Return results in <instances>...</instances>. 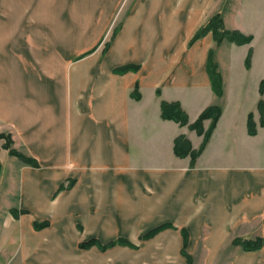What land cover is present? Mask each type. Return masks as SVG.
Returning a JSON list of instances; mask_svg holds the SVG:
<instances>
[{"label": "crops", "instance_id": "1", "mask_svg": "<svg viewBox=\"0 0 264 264\" xmlns=\"http://www.w3.org/2000/svg\"><path fill=\"white\" fill-rule=\"evenodd\" d=\"M124 1L0 0V133L38 162L0 139V264H190L184 248L193 264H217L227 247L226 264H264V242L231 243L264 240V9L232 0L226 26L253 39L217 47L211 32L191 40L219 0H137L104 53ZM214 47L221 96L208 71ZM128 64L139 68L120 71ZM163 100L178 101L189 124L164 119ZM211 105L222 114L192 165L175 139L199 149L204 135L190 123ZM91 238L131 245L80 247Z\"/></svg>", "mask_w": 264, "mask_h": 264}, {"label": "trees", "instance_id": "2", "mask_svg": "<svg viewBox=\"0 0 264 264\" xmlns=\"http://www.w3.org/2000/svg\"><path fill=\"white\" fill-rule=\"evenodd\" d=\"M118 28H119V25L115 28L112 39L117 33ZM210 32L212 33L214 40L217 42V44H221L224 40H228L230 42H234L237 45H242V44L250 43L253 39L252 35H245L239 30H230L226 28L225 21H224V15L222 11L216 12L209 19V21L194 34L191 40V43L195 42L199 38L204 37ZM109 45H110V42H107L105 44V47L103 48L104 53L106 52ZM86 54L88 53H85L84 55H82V57L85 56ZM251 59H252V51L250 50L246 57L247 67H250ZM138 68H139L138 64H128V65L121 67L120 71L127 72V71H132V70H138ZM208 71L210 74V78H211L214 91L220 96L223 95L224 93L223 79L219 71V65L215 59V49L214 48H211L209 50ZM137 90L138 88L136 87L135 91ZM260 92H261V95L264 94V79L262 80ZM136 97H139V95ZM258 106L261 112V125H264V99L263 98L260 99ZM161 108H162V117L164 119L174 120L176 122H179L181 125L189 124L188 114L181 107L178 101L168 102V101L163 100L161 102ZM221 114H222V107L219 105H211L205 108V110L199 115V117L193 123H190L191 128L195 129L200 135H204V140H203L201 147L199 149H193L191 144L188 143L187 138L183 135H180L176 137L175 139L174 149H175L176 154L181 157L190 156L192 160V165H194L196 162V159L201 154V152L204 150L205 146L210 140L212 133L215 130L218 124V121L221 117ZM206 119H211L210 126L207 129L204 128V121ZM248 128H249V133L251 135H255L257 133V125H256V122L254 121L252 112L249 114ZM0 139H5L4 148L9 149V152L11 155L17 156L18 158H20L22 161H24L27 164L38 166V162L36 161V159L26 155L25 153L19 151L13 146L14 141L13 139H11V137L6 135L5 133H0ZM72 183L73 181L70 180L68 185L65 186L62 184L59 187L56 194L65 188L71 187ZM48 224H49L48 221H44V222H40L36 224V226L39 228V227H45ZM169 226L171 225L164 224V225L157 226L151 229L150 231H148L146 234H144L142 238L143 239L150 238L154 236L157 232L162 230L163 228H166ZM182 232L184 235L185 245H186L188 241V233L185 229H183ZM263 242L264 240L262 236H256L254 238L234 237L231 243L234 246H237V245L241 246V248L244 250H257L263 246ZM117 244L131 245L130 242L124 238H118L115 240H111V241H108L107 243H102L96 238H91L89 240L81 242L80 247L90 248L94 245H97L102 250H105ZM183 252H184V255L188 258L189 263L193 264L192 257L190 254L186 252L185 248Z\"/></svg>", "mask_w": 264, "mask_h": 264}, {"label": "rangeland", "instance_id": "3", "mask_svg": "<svg viewBox=\"0 0 264 264\" xmlns=\"http://www.w3.org/2000/svg\"><path fill=\"white\" fill-rule=\"evenodd\" d=\"M127 0L124 1L122 7L125 5V2ZM136 1L137 0H128L124 10L122 13L120 14H117L114 19H113V22L111 24V26L108 28L107 32H106V35H105V40L103 41V45H102V49L104 48V45L109 42V40L112 38L113 36V32L115 30V28L122 22V20L125 18L126 16V13L129 11H131L135 4H136ZM237 2L239 1V4H242V7H245L246 5L249 6L251 8V10H255V9H258L260 12H263L262 10L264 9V0H236ZM220 3V6L221 8L219 9L220 11L223 12V15H224V18H225V14H229L231 8H232V0H219L218 1ZM219 12V11H218ZM250 18V17H249ZM248 18V19H249ZM225 21V20H224ZM226 26V24H225ZM226 28H228L226 26ZM230 29V28H228ZM230 30H238V29H230ZM240 31V30H239ZM241 32V31H240ZM243 33V32H242ZM264 35V33H263ZM224 41H228V40H224ZM223 41V42H224ZM222 42V43H223ZM230 42V41H229ZM221 43V44H222ZM234 43V42H232ZM216 45L217 47L220 45V44H217L216 42ZM215 48V59H216V51H218V48ZM98 48V46H97ZM222 57L225 56L223 51H222ZM252 60V59H251ZM217 61V60H216ZM218 63V62H217ZM219 65V63H218ZM219 71H220V66H219ZM224 87V86H223ZM5 133L6 135H8L9 137H11V139H13L12 135L13 133L11 132L10 129H6V132H3ZM14 141V140H13ZM231 251H232V247H227L226 249H224V251L222 252V254L220 255L218 261H217V264H226L227 261L229 260L230 256H231Z\"/></svg>", "mask_w": 264, "mask_h": 264}]
</instances>
